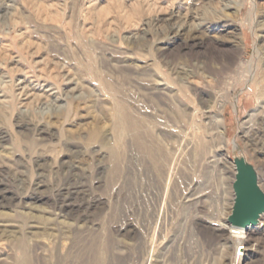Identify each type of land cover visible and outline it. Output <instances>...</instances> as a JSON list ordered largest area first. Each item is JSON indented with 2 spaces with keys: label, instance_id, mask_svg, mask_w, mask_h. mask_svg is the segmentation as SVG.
Segmentation results:
<instances>
[{
  "label": "rangeland",
  "instance_id": "rangeland-1",
  "mask_svg": "<svg viewBox=\"0 0 264 264\" xmlns=\"http://www.w3.org/2000/svg\"><path fill=\"white\" fill-rule=\"evenodd\" d=\"M27 73L51 96L20 94ZM220 147L264 162V0H0V264H229ZM249 235L239 264H264Z\"/></svg>",
  "mask_w": 264,
  "mask_h": 264
},
{
  "label": "bare ground",
  "instance_id": "bare-ground-1",
  "mask_svg": "<svg viewBox=\"0 0 264 264\" xmlns=\"http://www.w3.org/2000/svg\"><path fill=\"white\" fill-rule=\"evenodd\" d=\"M259 75L257 74V76L252 79L248 89L249 92L260 88L258 84ZM15 86L17 87V90L20 92V94H28L34 97H36L34 92L38 91L37 93H40L38 95L39 97L43 96L47 98L51 96V91L53 90V88L47 84V80L34 73H27L25 75L17 76ZM220 107L221 106H219L218 103H212V106L205 108L202 107L200 110V114L198 115H200L202 120L206 122L205 126H211L212 129L215 131L214 134H220L221 136L223 135V133L220 131L222 130V119L218 112V109ZM196 112L198 113V111ZM246 123L247 121L241 122L239 128L242 129ZM201 127L202 125L197 124L196 120H194V114H192L190 117V121L188 122V128L183 131V135L181 136L179 142L175 144L172 148L167 149V155L165 158L166 171L164 174V180L166 181V184H169L171 182L175 172L179 168L182 160V153L193 147L194 143L199 145V141L201 140ZM240 138L244 139L243 135ZM238 140L233 143L235 149L237 148V144L239 143ZM246 144L247 143L245 141L244 145L247 148ZM223 150L224 149L222 147L219 148L218 157H220V159L218 160L219 162H215V165H218V163L230 165L229 168H232L231 176L234 177L235 169L233 160H227L225 154L223 153ZM235 159H243L247 164L253 167L257 176V185L260 190L264 193V178L262 176V173L264 172V162L255 158L254 154L250 153V150L248 149H246L244 152H241V154H239L238 157ZM233 198L234 196H232V199ZM231 205H233V203ZM228 214L229 213L225 214L224 218H226V215L228 216ZM209 229L224 241V244H221L223 247V249L221 250L224 253L222 254V257L227 259V257L230 256L228 262L229 264H239L241 256L246 255V253L248 252L255 251L256 249V239H252L249 235V232L255 231L259 232L261 235H263L264 233V214L259 217L256 225L247 228L232 227L228 223L227 225H224L222 223L214 225L213 223L210 225Z\"/></svg>",
  "mask_w": 264,
  "mask_h": 264
},
{
  "label": "water",
  "instance_id": "water-1",
  "mask_svg": "<svg viewBox=\"0 0 264 264\" xmlns=\"http://www.w3.org/2000/svg\"><path fill=\"white\" fill-rule=\"evenodd\" d=\"M233 164L234 198L227 223L232 227L247 228L256 225L259 217L264 214V193L257 185V176L251 165L243 159H234Z\"/></svg>",
  "mask_w": 264,
  "mask_h": 264
}]
</instances>
